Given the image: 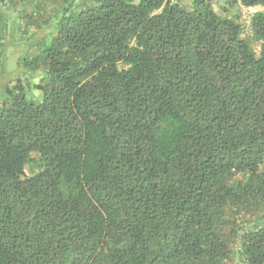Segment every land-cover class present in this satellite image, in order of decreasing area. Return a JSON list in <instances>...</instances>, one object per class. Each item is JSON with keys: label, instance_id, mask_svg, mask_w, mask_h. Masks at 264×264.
Segmentation results:
<instances>
[{"label": "trees", "instance_id": "1", "mask_svg": "<svg viewBox=\"0 0 264 264\" xmlns=\"http://www.w3.org/2000/svg\"><path fill=\"white\" fill-rule=\"evenodd\" d=\"M93 1L26 46L38 101L2 84L0 264H226L227 211L264 208V13L257 54L211 0Z\"/></svg>", "mask_w": 264, "mask_h": 264}, {"label": "rangeland", "instance_id": "2", "mask_svg": "<svg viewBox=\"0 0 264 264\" xmlns=\"http://www.w3.org/2000/svg\"><path fill=\"white\" fill-rule=\"evenodd\" d=\"M212 4L214 10L223 18L230 19L241 27V38L247 41L252 48L260 53L262 42L254 34L252 19L258 12L264 13V6L246 8L237 0H232L228 7L220 6L223 0H218ZM93 0H0V48L4 47L8 58L7 70L9 78H4L10 82V86H16L17 81L25 86L27 96L33 101H38L40 95L37 90L38 84L45 80L47 67L40 63L36 70L26 68L23 63L25 58L30 60L32 56L39 53L33 49L25 53L27 41L32 38H40L54 33L55 24L64 16L75 14L81 9L94 6ZM4 39V43L1 41ZM14 42V45L12 44ZM50 42V39L49 41ZM1 63V60H0ZM1 67V66H0ZM4 93L1 90L0 95ZM4 100H0L3 102ZM37 158V155H33ZM38 164H33L32 168L26 169V175L32 176L37 172ZM241 179L236 178L233 183ZM227 227L225 236L228 241L230 256L226 264H246L241 258V251L244 248V237L254 229L264 227V208L256 209L253 212H233L227 211Z\"/></svg>", "mask_w": 264, "mask_h": 264}, {"label": "crops", "instance_id": "3", "mask_svg": "<svg viewBox=\"0 0 264 264\" xmlns=\"http://www.w3.org/2000/svg\"><path fill=\"white\" fill-rule=\"evenodd\" d=\"M212 1V4L215 2L216 4H218L217 3V1L218 0H211ZM176 2L178 3V4H180V6H182V7H184V8H186V9H191L192 8V2H193V0H176ZM229 3H232V0H223V3L222 4H219L220 6H223V7H225V6H229V5H231V4H229ZM37 41V40H36ZM2 43H4L5 41H4V39L1 41ZM28 43H29V45H31L34 41H32V39H30L29 41H27ZM12 44L14 45V42H12ZM28 45V46H29ZM33 49H38L37 47H34ZM33 49H31V50H33ZM0 60H1V63H0V75H1V71H2V63H6V62H8V58H7V55H6V51L4 50V47H2V48H0ZM7 64V63H6ZM3 88V85H2V81H0V92H1V90H3L2 89ZM39 94L38 95H40V97H41V93L40 92H38ZM6 99V95L3 93V94H1L0 95V100H5ZM2 104V103H1ZM2 107V106H1Z\"/></svg>", "mask_w": 264, "mask_h": 264}]
</instances>
